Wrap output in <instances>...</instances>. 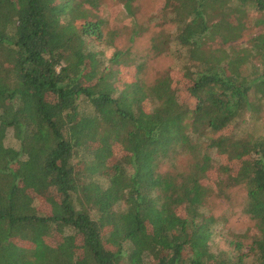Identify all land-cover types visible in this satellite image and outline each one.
<instances>
[{"label": "trees", "instance_id": "1", "mask_svg": "<svg viewBox=\"0 0 264 264\" xmlns=\"http://www.w3.org/2000/svg\"><path fill=\"white\" fill-rule=\"evenodd\" d=\"M164 1L152 48L181 66L148 87L99 50L120 30L104 0H0V264H264V135L238 130L264 126V0ZM235 188L253 262L213 251L205 204Z\"/></svg>", "mask_w": 264, "mask_h": 264}, {"label": "rangeland", "instance_id": "2", "mask_svg": "<svg viewBox=\"0 0 264 264\" xmlns=\"http://www.w3.org/2000/svg\"><path fill=\"white\" fill-rule=\"evenodd\" d=\"M133 7L136 9L135 22L131 19L125 2H121V0H104L101 9H97V12L103 16H115L120 30H117L119 35L111 47L102 44L99 50L107 55L115 50H129V57L135 61L134 69L142 67L137 77L146 86L150 87L165 72L178 69L181 66V61L177 59L176 54L179 50L157 56L152 48V40L157 33L161 31L172 33L175 31V27L170 23H165L163 19L164 0H134ZM261 17V14L252 11L246 21L248 23L246 32L243 38L235 43L236 45L247 46L249 41L261 32L262 27L257 24L258 19ZM137 26L139 29L141 28V34L134 33ZM108 30L109 28L106 29V32ZM106 38L107 36H105ZM126 73L129 74L127 70ZM263 116L264 114L261 117ZM262 122V119H247L239 125L238 130L264 135ZM176 164L180 169L185 170L188 165V158L179 156ZM168 166L169 164L166 163L164 168ZM226 192L227 194L224 197L214 196L209 198L204 207V211L216 220L213 251L228 252L230 257L248 254L250 262H253L255 256L250 254L251 248L255 240L259 238L260 233L257 223L245 210L248 201L247 192L243 188L228 189Z\"/></svg>", "mask_w": 264, "mask_h": 264}]
</instances>
